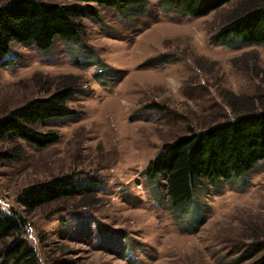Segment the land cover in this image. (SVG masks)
Instances as JSON below:
<instances>
[{
  "label": "rangeland",
  "instance_id": "374dc122",
  "mask_svg": "<svg viewBox=\"0 0 264 264\" xmlns=\"http://www.w3.org/2000/svg\"><path fill=\"white\" fill-rule=\"evenodd\" d=\"M243 1L199 18L166 12L158 0H149L154 15L143 18L100 6L101 20H82L83 46L61 38L46 51L12 43L0 64V116L50 94L64 74L84 77L82 91L68 102L76 115L38 125L58 130L59 142L38 148L0 138L4 209L24 213L19 195L30 185L69 174L78 179L76 194L24 213L27 225L18 237L35 247L41 264L249 262L239 259L252 237H264V160L245 182H222L219 194L208 182L201 186L206 219L196 233L182 231L172 217L166 180L160 176L159 198L144 171L166 142L245 111L230 104L227 92L264 108V45L211 43ZM92 52L122 73L77 64ZM160 54L170 61L145 65ZM18 146L20 157L3 155Z\"/></svg>",
  "mask_w": 264,
  "mask_h": 264
},
{
  "label": "trees",
  "instance_id": "16d2710c",
  "mask_svg": "<svg viewBox=\"0 0 264 264\" xmlns=\"http://www.w3.org/2000/svg\"><path fill=\"white\" fill-rule=\"evenodd\" d=\"M231 1L158 0V5L162 9L167 8L166 12L199 18ZM100 6L112 8L123 16L133 12H140L141 18L147 14L154 15L149 11V0H3L0 2V64H6L14 41L33 44L43 51L49 50L57 38L76 41L83 46L85 27L82 20H101ZM137 19L135 16L133 21ZM211 43L232 48L241 44L264 45V0H244L211 38ZM89 57L88 60L78 57L77 64L98 63L110 68L96 58L94 52L89 53ZM169 61V56L160 54L149 58L145 65L159 66ZM110 69L117 76L122 73L121 70ZM99 70L95 75L101 80ZM83 78L79 74H64L50 94L30 99L1 115L0 138L15 142L21 140L38 148L59 142L61 134L58 130H42L38 125L76 115L77 111L68 102L82 91ZM104 82L103 79L100 81L102 85ZM227 93L230 104L237 109L247 106L245 111L240 110L233 118L216 121L166 142L144 170L154 194L159 198L160 176L166 180L168 207L179 228L187 233L198 232L206 219L207 208L200 195L204 183L208 182L219 194L222 182H245L264 160V108L257 110L251 99ZM6 154L7 159L20 157L22 148L18 146L3 155ZM77 182L76 175L69 174L28 186L19 195L23 212L30 213L76 194ZM24 213L14 208L4 209L0 205V242L14 237L11 243L0 248L3 264H41L35 247L27 239L18 237L27 225ZM260 237H252L251 246L244 251L239 263L249 260L247 264H264V237Z\"/></svg>",
  "mask_w": 264,
  "mask_h": 264
}]
</instances>
